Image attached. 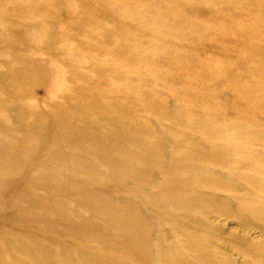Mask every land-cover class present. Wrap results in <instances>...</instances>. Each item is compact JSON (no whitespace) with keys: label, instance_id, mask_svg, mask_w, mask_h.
I'll return each mask as SVG.
<instances>
[{"label":"rangeland","instance_id":"374dc122","mask_svg":"<svg viewBox=\"0 0 264 264\" xmlns=\"http://www.w3.org/2000/svg\"><path fill=\"white\" fill-rule=\"evenodd\" d=\"M152 1L155 7L152 14L161 17L163 27L166 28L165 32L168 34L173 27V20L176 19L169 14L168 2L174 3L177 0H166L167 4L162 7L159 6L160 1ZM205 1L208 0H201V2ZM260 1L264 0H246L244 8L256 10L259 8L256 5ZM91 2V0H0V205L2 202L10 205L9 193L5 191L6 182L13 183L16 191L27 190L28 196L26 201L19 196L20 200H15L17 206L14 205V209L19 211L25 220H10L0 214L1 260H5V264L6 262L19 264L25 258L12 257L9 251H6V247L28 243V239L33 236L50 239L54 249L58 251L64 249L73 254L78 253L88 257L94 255L90 251H83L94 244L78 243L71 238L59 241L54 235L43 233V227L36 224L37 215H41L39 209L43 208L42 198L47 192L46 189L42 191L35 189L32 183L54 182L64 186L76 184L80 190L84 189L88 195L104 206L86 209L73 205L70 198L65 195L61 198H51L64 216L74 221L78 220V223L84 220L96 221L95 218L99 213L118 216L122 209H132L147 228L149 237L143 245L149 247L150 252L153 253L154 264H159L160 258L164 256H168L176 264L178 259L191 264H264V101L262 99L264 93H256L260 88L248 85L253 84L254 78L249 73L244 74L246 69L241 72L242 65H238L241 68L236 71L241 74L236 76L237 78L233 77L229 86L221 84L222 80L215 79L211 75L209 71L221 64L218 60L224 48L221 43L217 41L214 44L203 43L199 36L191 35L190 38L194 42L197 41L195 42L197 50L189 51L191 48L188 47L181 49L188 54L179 61L163 57L162 52H151L145 60L147 67L137 75L132 74L131 71L122 76L127 78L125 81L112 72L109 66L97 63V67L107 72L108 79L119 78V82L114 84L144 88L143 94H153L164 102L161 120L152 115L153 113L150 117L159 139L161 135L162 143L158 148L163 155L162 162L159 159L160 155L153 158L142 157L138 160L123 159L126 166H133L137 170L136 182L128 177H117L116 183H112L111 178L118 176L116 166L98 163L99 161L91 154H82L76 146L72 150H65L67 156L64 157V161H67V164L52 158L48 159L40 151L42 147L38 144V136L43 129L37 127L32 129L29 122L40 114L41 118L50 120L47 119L50 115L46 106L59 101L61 95L72 93L66 81L72 72L73 75L77 73L88 75L96 69L88 62L95 54L83 45L82 41L86 38L98 37L95 33L100 32V27L97 25L99 22L94 20L81 23L76 15V11H81ZM201 4L193 7L178 6L177 11L183 13L185 20L192 21L195 27L200 28V25L195 23L200 20L203 24L202 30L216 27L227 31L226 23L229 22V18L217 20ZM121 12H124L123 9ZM261 14L264 15L262 11ZM147 18L151 20L150 15ZM66 25L71 28L69 35L67 32L65 34ZM183 26L190 28L191 24L185 23ZM153 41L148 35L147 46L149 47ZM96 42L101 48L109 49V46H105L103 42L98 40ZM167 43L168 41L165 45ZM110 45L114 46L112 41ZM137 54L139 51L129 57L133 70H138L140 67V64L135 62ZM191 61L195 63L193 69L200 73L199 76H196L191 69L194 64ZM14 71H17V75L12 74ZM38 71L41 72L39 76L41 80L35 87L34 80H38ZM122 72L125 70L123 69ZM195 76L201 78V81H196ZM207 83L205 88L215 91L208 97L214 98V105L221 115L226 113L234 116L238 111L246 114L245 122L235 121L236 124L230 119L227 120L225 115L218 116L217 119H212L214 126L227 128H225L226 139L237 142L255 141V143L239 147L234 146L233 143L231 145L232 141L225 138L223 139L226 141L206 142L202 145L204 148L201 147L203 151L217 150L220 153L218 157L205 153V156L199 159L188 158L186 162H176L169 145L172 140L168 132L170 128L164 125L171 123L174 127L176 125L179 127L178 114L182 110L176 100L199 104L205 96L200 86ZM4 84L9 87L7 92ZM235 84H243L247 93L235 91L234 94L231 93L230 90ZM31 89L34 98H28L26 95ZM172 92L186 94L172 95ZM5 93H10L11 97ZM82 95L84 94L80 92L79 96ZM153 105L156 106L153 103L150 109L154 112L158 111ZM67 121L72 126L64 125V129L68 131L64 134V140L59 136L45 139L44 149L55 150L56 145L64 149V142H68L66 146H70L74 136L80 137L84 133L93 134L92 130H82L83 127L73 119ZM178 127L177 132L174 133L179 136ZM50 129L58 134L60 127L55 124ZM181 140L184 139L181 137ZM149 143L147 145L153 147ZM184 148L188 150L186 145ZM246 157H250L247 158L252 162L250 167L242 166L239 169L228 167L230 164L236 165L238 160ZM143 176L150 181V185L143 182ZM197 176L212 177L216 183L206 182V186H195L194 179ZM164 183H167V190L163 194L157 191V188ZM168 195H175V200L174 198L172 200L175 202L174 205L178 198L184 201V205L181 208L171 206L172 204L166 201ZM219 205H226L232 209V212L224 215L213 209V206ZM10 207L13 208L11 205ZM52 224L58 232L68 231L71 225L70 222L68 224L65 221ZM96 225L99 231H107V224ZM182 231L191 236L196 235L199 243L208 250V253H198L194 248L188 249L186 240L182 239ZM125 263L130 264L128 261ZM51 264H61V262L55 258Z\"/></svg>","mask_w":264,"mask_h":264},{"label":"bare ground","instance_id":"6f19581e","mask_svg":"<svg viewBox=\"0 0 264 264\" xmlns=\"http://www.w3.org/2000/svg\"><path fill=\"white\" fill-rule=\"evenodd\" d=\"M91 1L89 6L84 7L79 12L76 11V15L81 23L94 20L99 22L97 25L100 27V32L95 33L98 37L96 39L86 38L82 41L83 45L94 52L93 59L88 62L97 70L93 69L88 75L80 73L73 75L72 72L69 75L70 77L66 79L69 83L68 89H71L72 93L61 95L59 101L46 106L50 115L47 119L50 120L41 118L40 114L35 117L36 120L34 118L29 122L32 129H35L34 127L43 129L38 136V144L42 147L40 151L48 159L52 158L55 161L67 164V161H64V157L67 156L65 150H72L76 146L82 154H91L95 160L99 161L98 163L116 166L118 176L111 178L114 184L117 177H128L131 181H137V170L133 166H126L123 159L138 160L142 157L153 158L160 155L159 159L162 162L163 155H161L162 152L158 148L162 143L161 135L159 139L150 117L153 113L152 115L161 120L164 102L153 94H143L144 88L122 87L118 83L114 84V82H119V78L111 77L108 79L107 72L97 67L98 62L109 66L112 72L125 81L127 78L122 76L131 71L132 74L137 75L143 68L147 67L148 64L145 63V60L151 52H162L163 57L171 58L174 61L185 58L188 53L183 52L181 49L188 47L191 48L189 51L197 50L195 47L197 41L194 42L190 38L191 35H195L196 37L199 36L203 43L214 44L217 41L224 47L221 53L222 56L218 57L221 64L209 71L215 79L222 80L221 84L229 86L232 78L240 75L246 69L244 74L249 73L254 78L252 80L253 84L248 85L260 88L256 93H264V15L261 14V11L264 13V1H260L256 5L259 7L256 10L244 8L246 0L244 2L240 0H208L205 2H201V0H177L174 3L167 1L170 6L169 14L176 17L173 20V27L170 29L172 34L165 32L166 28L163 27L161 17L152 14V10L155 8L152 0ZM158 1H160L159 6L161 7L167 4L166 0ZM200 3L217 20L229 18V22L226 23L227 31H222L216 27L202 30L203 24L200 20L195 21L196 25H200V28L195 27L192 21L187 22L184 14L177 11L178 6L193 7ZM122 9L124 12H121ZM148 15L151 16L150 21L147 18ZM185 23L191 24V27H184ZM70 30V26L66 25L65 34L67 32V35H69ZM148 35L154 40L149 47L147 46L149 44L147 42ZM97 40L103 42L105 46H109V49L101 48L96 42ZM111 41L114 48L110 45ZM166 41L168 43L165 45ZM138 51L139 54H137L138 57L135 62L140 64V67L138 70H133L129 57L135 55ZM191 63L194 62L191 61ZM238 65H242L241 72H236L241 68ZM194 67L195 63L192 64L191 69L196 76H199L200 73L193 69ZM123 69L125 72H122ZM12 74L17 75V71ZM39 76H41L40 71L37 73L39 81L34 80L35 87L40 84L41 79ZM196 81H201V78L196 77ZM207 85L208 83L200 86L205 96L202 97L203 101L199 104L176 100L182 110L178 114L179 127L176 123L174 124L175 127L171 123L164 125L170 128V131L165 130L171 134L172 140L169 145L176 162H186L188 158L199 159L204 157L205 153L216 157L220 155L217 150L208 152L205 149L204 152L202 149L204 148L202 145L206 142L215 143L218 140H230L225 137L227 128L214 126L212 119L225 115L224 117L227 120L230 119L231 122L233 121V124H236L235 121L244 123L246 120V114L240 111L236 112L234 116L226 113L221 115L219 109L214 105V98L208 97L214 94L215 91L210 90L208 87L205 88ZM4 86L7 87L5 90L7 92L9 87L5 84ZM245 88L243 84H235V87L230 91L233 94L235 92L246 94ZM80 92L84 95L79 96ZM5 94L11 97L10 93ZM185 94L183 92H172V95ZM26 95L28 98L35 97L33 89ZM262 99L264 101V98ZM153 103L156 104V106L153 105L158 110L156 112L150 109ZM44 113L46 114L45 111ZM68 119L76 121L83 127L82 130H92L93 134L87 135L84 133L80 137L74 136L70 146H66L68 142H64V149L59 145L55 146V150L44 149L45 139L59 136L64 140V134L68 133L64 129V125L72 126L68 123ZM13 120L15 121V118ZM55 124L60 127L58 134L50 129ZM177 127L179 128V136L174 133V131L177 132ZM162 128L164 129L163 126ZM181 137L184 140H181ZM148 142L153 147H149ZM185 142L186 144H184ZM261 142L263 143L262 140ZM232 143L234 146L242 147L253 145L255 141L230 142L231 145ZM81 144L83 147H81ZM184 145L187 146L188 150L184 148ZM252 156L254 157V155ZM247 158L250 157L241 158L236 165L230 164L228 167L230 169H239L242 166L250 167L252 162ZM143 182L150 185V181L145 176H143ZM206 182L216 183V180L207 176H197L194 179L195 186H206ZM253 185L256 186V184ZM32 186L39 191L46 189L47 192V195L42 198L43 203L41 206L43 208L39 209L41 215H37L36 221V224L43 227V233L54 235L59 241L64 238H71L78 243L94 244V246L90 245L83 250L85 252L90 251L94 255L88 257L78 253L73 254L64 249L58 251L54 249L50 239L33 236L28 239V243L6 247V251H9L12 257L22 256L25 258L19 264H51L55 258L61 264H124L126 261L130 264H154L152 262L153 253L150 252L149 247L143 245V242L146 243L149 237L147 228L132 209L124 208L118 216L99 213L95 218L96 221L84 220L78 223V220L74 221L70 217L64 216V213L58 205L51 201V198H61L65 195L70 198L73 205L82 206L86 209H96L104 206H101L97 199H93L84 189L80 190L73 183L64 186L54 182L44 184L37 182L32 183ZM5 188L6 193H9V204L13 208L2 202L0 214L10 220H25L23 215L14 209V205H16L17 201L15 200L19 199V196L24 201L28 199L27 190L25 192L16 191L14 189L15 185L10 182H6ZM166 190L167 183L157 188V191L163 194ZM174 196L168 195L166 201L170 202L173 207L181 208L184 201L178 198L177 203L174 205L175 202L172 201ZM213 209L224 215H229L232 212V209H229L226 205L213 206ZM64 221L68 224L71 223L69 230L58 232L52 223H64ZM96 224H107V231H99ZM181 236L183 240H186L188 249L194 248L198 253H208V250L199 243V238L196 235L191 236L182 231ZM160 259L159 264H176L168 256ZM177 262V264H191L183 259H178ZM0 264H5V260L0 258ZM6 264L8 263L6 262Z\"/></svg>","mask_w":264,"mask_h":264}]
</instances>
